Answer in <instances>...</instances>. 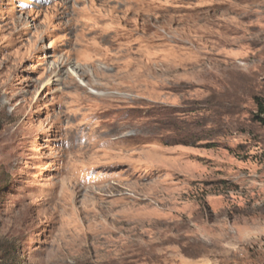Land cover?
<instances>
[{
  "label": "rangeland",
  "instance_id": "1",
  "mask_svg": "<svg viewBox=\"0 0 264 264\" xmlns=\"http://www.w3.org/2000/svg\"><path fill=\"white\" fill-rule=\"evenodd\" d=\"M6 251L264 264V0H0Z\"/></svg>",
  "mask_w": 264,
  "mask_h": 264
},
{
  "label": "trees",
  "instance_id": "2",
  "mask_svg": "<svg viewBox=\"0 0 264 264\" xmlns=\"http://www.w3.org/2000/svg\"><path fill=\"white\" fill-rule=\"evenodd\" d=\"M9 256L10 255L7 253V251L4 252L3 255L0 256V264H16V261L9 258Z\"/></svg>",
  "mask_w": 264,
  "mask_h": 264
},
{
  "label": "bare ground",
  "instance_id": "3",
  "mask_svg": "<svg viewBox=\"0 0 264 264\" xmlns=\"http://www.w3.org/2000/svg\"><path fill=\"white\" fill-rule=\"evenodd\" d=\"M81 85H83V84H81ZM84 86V85H83ZM93 94H95V92H92Z\"/></svg>",
  "mask_w": 264,
  "mask_h": 264
}]
</instances>
